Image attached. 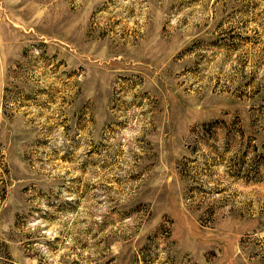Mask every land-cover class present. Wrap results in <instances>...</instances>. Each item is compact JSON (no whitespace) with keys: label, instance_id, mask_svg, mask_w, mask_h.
Instances as JSON below:
<instances>
[{"label":"rangeland","instance_id":"1","mask_svg":"<svg viewBox=\"0 0 264 264\" xmlns=\"http://www.w3.org/2000/svg\"><path fill=\"white\" fill-rule=\"evenodd\" d=\"M0 264H264V0H0Z\"/></svg>","mask_w":264,"mask_h":264}]
</instances>
